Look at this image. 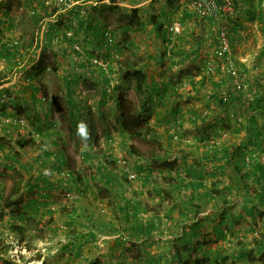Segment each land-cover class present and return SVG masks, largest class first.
<instances>
[{
	"label": "rangeland",
	"instance_id": "rangeland-1",
	"mask_svg": "<svg viewBox=\"0 0 264 264\" xmlns=\"http://www.w3.org/2000/svg\"><path fill=\"white\" fill-rule=\"evenodd\" d=\"M57 1L60 8H67L61 0ZM151 2L156 6V1L148 0L144 5H139L138 9L141 10V15H144L148 22L154 20L160 22L162 17L156 13L160 8H155L152 5L150 8L147 7V4H151ZM103 3L107 4V2ZM175 3L176 0H162L158 6ZM82 10L84 12L81 17L87 12L89 13V8ZM129 14L122 8L113 9L112 7H104L101 12L106 29L113 32L115 41L113 47L105 45L98 49V47L91 46V50L90 48L85 50L74 44L70 50V56H76L79 52V55H86L87 58L92 56L93 63L97 60L108 64L107 70H105L104 67L95 63L98 67L104 68L102 69L103 73L102 70L98 71L100 74L98 84L93 78L87 76L81 78L77 75L76 79L81 78L79 85L84 88L75 84L73 86V98L76 102L73 110L76 113V118L88 125L87 136L79 135L72 130L66 111L65 81H73L75 78L72 76L64 78L63 75L73 74L75 70L60 64L63 62L62 47L64 46L60 36H56L52 46L44 49L48 59L46 62L48 69L42 79L51 90V92L49 90L44 92L45 107L50 103L49 110L42 108L41 105L38 107L34 105L27 86L25 87L27 91L24 89L13 91L10 85L0 88V94L9 93L14 98L11 102L0 105V114L12 115L25 120L23 127L5 125L0 122V159L2 160L0 198L5 205L4 208L0 207V215H3L0 219V253L3 257V260L0 261L1 264L3 262H9V264H115L116 258L118 259L117 264H153L154 258H159L160 261L167 264L173 261L170 254L162 257L160 253H152V251L156 248L163 253L160 247L172 246L173 238H180L179 235L186 228L189 229L187 231H190L194 220H190L189 217L195 219L197 211L203 212L201 210H205V208H210L211 212L215 213L219 207L224 209L235 207V204L229 205V201H232V198L236 196V190L227 189L226 184L235 182L239 172L236 170L231 172L228 169L225 171L221 165L223 160L209 161L205 165V188L212 190L217 198L211 205H202L201 208L192 206L190 209L183 204V201H178V204L175 205L176 198H168L166 194H159L156 187L159 189L164 187L168 182L167 176H184L185 169L200 160L201 154L203 155L207 149L217 148L219 156H221L220 148L225 144H230L234 135L244 132L253 134L254 131L247 128L250 115L255 116L256 126L262 132L260 134H264V109L250 110L246 104L248 101L254 100L257 95L252 97L249 91L233 92V96L229 97L225 105H220L218 102L214 107L209 104L203 110L194 109L193 112L187 107H182L178 111L166 108L171 106L172 102L169 101L171 98L160 96L154 99L152 109L147 107L150 111L143 109V119L154 128V132L138 137L125 135L119 122V107L112 96L123 94L129 98L135 112L145 101L135 90L134 79L123 80L125 69L123 71L121 68L122 60L141 59V62H145L146 65L137 64V67L148 74L146 81L148 86L153 84L152 77L155 76L152 73L153 70H157L156 74H159L160 77L154 84L158 86L159 81L157 80L162 79L171 80L174 83L173 74L177 69H174V64L168 59V62L163 63L164 65L168 64L167 70H164L163 66L160 68L162 63L159 65L155 62L156 59L158 60V54H161L162 44H164L163 38L155 37V33L157 34L162 28L148 26L140 30L131 29L132 31L127 33L126 39H128L129 33H133L131 36L136 34L137 45L132 47L124 45L123 31L119 29V26L127 22ZM168 15L176 17L172 10L166 14V18ZM166 18L162 19L165 24H167ZM29 25L28 22L26 28L21 30L22 35L17 33L10 37L13 43L17 40V43L22 47L23 38L21 36L36 35L39 38L41 25L38 27ZM26 37L25 39H27ZM87 46L86 44L85 47ZM21 47L19 48L21 49ZM18 52L19 56L16 53L14 57L10 58V61L8 60L11 65L10 71L3 72L0 69V75L6 73V76H10L27 67V62L21 66L26 61L23 48ZM42 54L44 53L42 52ZM64 55L67 56L65 53ZM134 64L136 65V63ZM111 66H115L118 73L115 69H110ZM110 70L114 73L111 78L109 77ZM103 74H108L110 83L103 81ZM195 74V72H191L182 78L183 81H186V86L180 81L176 87L179 90L185 88L184 91L187 90V92L193 91L191 83L195 80ZM249 85L251 88L254 87L251 83ZM260 85L261 93H259L258 87L254 88L261 96L264 95V82ZM22 86L24 87V85ZM252 90L255 89L252 88ZM196 98L200 97H192V99ZM18 107L24 108L26 114L18 113ZM78 109L82 110L81 113L77 111ZM48 114V118H51L50 121H53L52 124H54L50 127L46 121ZM177 117L182 119L179 124L176 122ZM79 126L81 123L76 126V129ZM220 129L229 131L230 135L227 141L218 145L221 146L219 148L216 144L209 143L212 142L209 139L214 140V138H210L211 136L219 138ZM248 149L254 150V147L250 145ZM59 150H63L68 156V162L61 170L56 169L59 168ZM132 150L139 152L144 158H138L136 154L132 153ZM85 153H89V157H83ZM248 156L251 161H246ZM257 157L254 151H249L242 162L250 164ZM135 162L143 164V173H137ZM103 165L107 166V171H110L112 175L117 176L116 182L112 185L105 184L104 173L106 171H99ZM233 169L237 168L233 167ZM146 174L150 176L149 181L144 177ZM78 176L79 180H74V177ZM246 177L248 181L251 178L249 174ZM50 182L56 183L57 187H51ZM33 185L36 187L31 190L29 186ZM182 192L186 195L189 190L185 189ZM222 194H225L227 201L217 204ZM229 196L231 197L229 198ZM35 199H38L40 203L23 209L25 202ZM140 200L142 204H139V209L135 211L134 204L141 202ZM182 207L186 209V213L190 211L189 216L188 214L183 217L178 215ZM47 209L53 211L52 219L46 213ZM21 211L23 216L18 218L17 212ZM11 212L16 215L13 214L14 217H11ZM157 214L162 216L166 214L160 225L156 221L160 227L153 229L151 234L140 236L134 226L138 227L140 223L146 225ZM215 218L219 219L214 215L206 218L205 225L208 227L205 230L207 236H210L209 238H215L212 226L218 224L219 221ZM13 226H18L24 231H13ZM90 232H93L91 237L87 235ZM153 238H155V242L151 244ZM229 238L241 240L234 236ZM80 241L86 247L80 249ZM212 241L214 239L209 243ZM144 246L148 248L147 251H144Z\"/></svg>",
	"mask_w": 264,
	"mask_h": 264
},
{
	"label": "crops",
	"instance_id": "crops-1",
	"mask_svg": "<svg viewBox=\"0 0 264 264\" xmlns=\"http://www.w3.org/2000/svg\"><path fill=\"white\" fill-rule=\"evenodd\" d=\"M72 1L76 3V6L89 8V12L90 10L92 11L91 17L85 15H83L82 17L81 15L76 17L75 15L70 13L72 12L70 11L72 10V8H59L54 15L47 17L45 16L41 19L37 18L38 22L35 23L36 18L33 15L34 12L38 13L42 6L49 7L50 12L51 8H53L54 6H58V1L35 0L34 2H32V0H0V43L3 46V59L0 69H2L3 72H9V69L11 68V65L9 64L10 58L14 57V54L16 55V53L17 56H19L18 51H21L22 48L23 55L24 58H26V61L23 62L21 66H24L26 62L28 63L27 67L25 69H22L18 73H12L10 76H6V73L4 75H0V83H2L0 85V88L6 85H10V88L13 91H16V89H24L27 91V89L25 88L27 86L28 91L30 92L34 101V105L36 107H38V105H41L42 108H46L49 110L50 103L45 107L44 92H48V90L49 92H51V90L43 81L42 77L48 69L46 64L48 59L45 54L46 47L52 46L55 43L57 35L62 38L61 42L64 45L62 47L63 62L60 63L61 66L69 67L76 71H74L73 74L70 75H63L64 78H67V76H72L75 78V80L73 81H65L66 90L68 82L70 83L72 89L74 84L80 86L81 88H84L82 85H79V81L82 77L86 78V76L89 78H93L95 83L98 84L100 82L99 72L104 68H101L100 66L98 67V65L92 66L89 63V61H91L92 63V56H89V58H87L85 57L86 55H79V52L76 56H70L71 48H73L75 44L78 48L80 46L85 50L86 48H90L91 50L93 46L101 49V44L104 39L103 35L99 33V30L102 29L101 32H103V24L105 26L102 15L99 13L101 8L113 6V8H122L128 13H131L132 8H140L139 5H144V3H146L148 0ZM154 1H156L157 3L156 6H154V3L151 2V4H147V7L150 8L152 5L155 8H160L156 13L160 14V16L162 17L161 21L159 20L162 24V30L158 31L157 34L155 33V37L159 36L164 40V44H162L163 49L161 50V54H158V60L156 59L155 62H157V64L159 65L160 63H162V65H160V68L163 66L164 70H167L168 64L164 65L163 63L171 61L172 64H174V69L177 68L176 71L183 70L184 78L191 72L197 73L195 76V82L193 81L191 83L193 91H184L185 88L179 90V88L176 87L177 84L175 85V87H171L167 91L166 97L171 98V100L169 101H171L172 104L170 107L166 108L178 111L182 107H187L193 112L194 109H197V111H201L205 108V106H208L209 104L211 107H214L215 104H218V102L220 101L221 97L219 94V90L223 86V84L214 75L200 72L199 68L208 58L213 57V48L218 45V21L195 16L184 7L185 0H176L175 4L167 6H165L164 4H160V6H158L159 2H161L162 0ZM103 2H107V4H104ZM234 4V12L223 19V21L227 22L230 30L232 58L235 59L236 63L240 67L243 73V77L246 79V81L251 83L254 87H258L259 93H261L262 90L260 88V84L264 82V0H234ZM166 8L174 11L176 14L175 16L182 22L183 25L182 33L175 38L174 47L171 51L168 50L171 38H169V35L167 34L165 22H162V19L166 18V14L170 11L164 10ZM141 13L142 12L139 9L141 23L137 27L134 26V30H140L148 26L152 28H160L158 27L159 22H148L147 18L144 15L142 16ZM168 17H170V15H168L167 18ZM28 22L30 24L29 26L33 25L35 27H38L41 25L39 38H37L36 35L30 36L31 38L29 36H21V38H23V42H21L22 47L21 45H19V43L13 45L10 37L16 35L17 33H19V35H22L23 32L21 30L26 28ZM127 27L128 20L126 23L121 24L119 26V29L122 31ZM131 31L132 30H128V32ZM73 33H75V36H73ZM129 34L130 35L128 39L125 38L123 41L124 45L130 47H132L133 45L136 46L138 40V38L135 37L136 34L134 36H131L133 33ZM25 37L27 39H25ZM86 44L88 45L87 47H85ZM19 47H21V49ZM158 51L160 50L158 49ZM42 52L44 54H42ZM64 53L67 54V56H65ZM132 62L137 63L141 66L146 65L145 62H141V59L133 60ZM110 69L116 70L117 68H115V66H111ZM105 70H107V68H105ZM110 71L111 74L109 75V77L111 78L112 74L114 73H112V70ZM156 71L157 70L152 71L155 76L152 77L153 86L150 85V88H152L151 97L153 102L154 99H156L157 97L159 98V96H157L158 89H161L164 86L168 87V83H170L169 80L162 79L163 82L162 80H157L159 81L158 86L154 85L156 83V79L160 78L159 74H156ZM103 72L104 71L102 70V73ZM116 73H118L117 70ZM77 75H79L81 78L78 77L76 79ZM11 76H13V78H11ZM105 76L108 77V74H103L102 77L104 78ZM98 77L99 79H97ZM181 82H183L182 84L186 86L187 83L185 80L183 81L181 79ZM22 85H24V87ZM254 87L252 88L255 89L257 93L256 95H258L257 89ZM191 95L192 97L197 96L201 99H192V97H190ZM202 98L204 99L202 100ZM226 101L228 100H225L224 102L226 103ZM49 114L47 115L46 121L48 122V126L50 127L54 124H52L53 121H50L51 118H48ZM159 119H161V117H159ZM210 138L215 137L211 136ZM209 140L212 141V139ZM209 143L213 144L212 142ZM262 143H264V134H257L255 132L253 134H248L244 132L234 135L230 144H223L224 146L222 148H220L221 146H218L221 150L226 148L227 151L225 154L223 153L224 151L220 153L221 160H223L221 165L225 169V171H227L226 169H228L231 172H233V170L239 172V176L236 177L237 180L235 182L232 181L226 184L227 189L236 190V196L232 198V201H229V205L235 204V207H230L231 209H224L223 207H219L217 212L215 213H212L210 208H205V210H201L203 212L197 213L195 219H192L190 217L189 219L192 221L194 220V222L197 220H202L205 225L207 216L209 217L211 215H214V217H219V219H215L219 220L217 222L218 225H220L221 223L225 225L222 226V230L225 229L226 235L223 237H217L216 233H214L215 238H209L210 236H207V232L205 230L208 225H205L200 236L201 241L203 240V244H201L202 247L198 250V253H194L193 256L190 257L188 263L173 260L168 262L167 264H201L195 261L197 256H203L208 253V256L214 257V254H216L218 251L223 252V254L229 257L228 261L225 262L226 264H264V249L258 244L259 242H264V181L261 179V172L264 171V145H262ZM250 145L254 147V150L248 149ZM215 149L217 150V148ZM215 149H207L204 152L205 155L201 154V156H207L213 150L215 151ZM249 151H254V153L257 154V162L259 163V166H256V169L252 171L253 175L250 176L251 178L248 181L246 175L250 174L251 172L250 166L252 162L250 164H246L242 161L244 156L248 154ZM58 158L59 168L56 169L61 170L65 166V164H67L68 156L63 150H59ZM1 162L2 160L0 159V165ZM233 167L237 169H233ZM49 184L53 188L57 187L56 183L50 182ZM212 195L215 196V194ZM230 197L231 196H229V198ZM219 198L220 199L217 204L227 201L225 194H222ZM216 199V197L206 199H201L199 197L198 204H204L203 206H208L216 201ZM39 203L40 202L38 199L28 200L27 202H25V206H23V209H27L29 208V206L31 207ZM138 203L142 204V201ZM4 206L5 205L0 198V207L4 208ZM182 209L185 211L184 214L181 212ZM182 209L179 210V216L183 217L186 216V214H188V216L190 215V211L186 213V209L184 207H182ZM46 211V213L50 215V219H52L54 215L53 211L51 209H47ZM17 213L18 218L19 216H23L22 211ZM13 214L16 215L14 212H11V217H14ZM165 215L166 214H164V216ZM164 216H162L161 214H157L154 215L152 219H155L160 225L163 222ZM2 217L3 215L1 214L0 219ZM232 222H234V226H231ZM159 225L156 224L157 229L160 227ZM139 226L143 227V224L140 223ZM134 227L135 231H138V227ZM213 227L214 226H212V228ZM52 229L57 230V228L55 227H52ZM12 230L15 231L13 228ZM187 230L189 229L186 228L185 230H183V232H186ZM213 232H215V230H213ZM182 233L179 236H181ZM87 235L91 237L93 236V232H90ZM142 235L144 234L140 232V236ZM230 236L241 238V240H233L232 238H229ZM212 239H214V241L209 243V241H211ZM141 240H143V238H141ZM179 245L181 246V242L179 243ZM84 247H86L85 244L80 241L79 248L82 249ZM147 249L148 248L144 246V251H147ZM249 251L252 252L251 257H245V259L244 257H242L240 260L233 261V254L235 252L236 255L245 256V254H247ZM154 252L161 253V251L156 248L154 249ZM114 261H116L115 264L118 263L117 258ZM153 264L166 263H164L163 261H157L153 262ZM204 264H212V262H205Z\"/></svg>",
	"mask_w": 264,
	"mask_h": 264
},
{
	"label": "trees",
	"instance_id": "trees-1",
	"mask_svg": "<svg viewBox=\"0 0 264 264\" xmlns=\"http://www.w3.org/2000/svg\"><path fill=\"white\" fill-rule=\"evenodd\" d=\"M35 0H32V2H34ZM115 1V0H113ZM60 5V4H59ZM113 8V6H110ZM116 7V5H115ZM60 8V6H54L53 8H51V11L49 12V7L47 6H42L40 11L38 13L34 12V17L36 18L35 23H37V18H43V17H47V16H52L54 15L57 10ZM83 8L80 6H73L72 7V12H70L71 14L75 15L76 17L81 15L82 12L84 10H82ZM104 8H101V10L99 11V13L101 14V12H103ZM114 9V8H113ZM91 10L90 12L85 15V16H89L91 17ZM154 20V19H153ZM155 22H158L157 20H154ZM169 21V17L166 18V22L168 23ZM141 23L140 21V16H139V9L138 8H132L131 9V13L129 14V19H128V27L124 28L123 31V36L124 38H127V33L128 30L131 29H135L134 26H139V24ZM158 27H160V29L162 28V24L159 22L158 23ZM167 25V24H165ZM103 32H101V30H99L102 35H103V39L104 41H102L101 47L103 46H107V42L105 41V32L107 31L106 29V25L104 26L103 24ZM167 30V27H166ZM100 34V35H101ZM168 34V32H167ZM123 38V41H124ZM89 61V60H88ZM133 60L130 59H124L121 62V68L125 72L123 74V80L124 81H130L131 79H134L135 83H134V87L135 90L141 95V97L144 98V104H142V106L138 109L137 112H135V108L132 104V102L129 100V98H127L126 96H124L123 94L120 95H113V99L116 102L117 106L119 107V111H120V117H119V122L121 125V128H123L124 134L128 135V136H134V137H138V136H143L149 133L154 132V128L149 126L148 123L146 122V120L143 119V109L144 111H150L148 110L147 107H150V109H152V97H151V93H152V88H150V86H148L147 84V78H148V74L140 69L137 68V63L136 65L134 64V62H132ZM89 63L92 66H96L97 64L95 63H91V61H89ZM124 67H123V66ZM110 67V66H109ZM200 69V68H199ZM197 74V73H196ZM196 74L194 76H196ZM184 77V73L183 70L176 72L175 74H173V79L175 80L174 83L169 80L170 83H168V87H162L161 89H158L157 91V95L160 96H166L167 91L171 88V87H175L176 84H178L181 79ZM103 81L110 83V78H108L107 76H105L103 78ZM195 82V80H194ZM224 85V84H223ZM229 90L231 91V94L233 96V90L231 88H229ZM66 103H67V112L69 115V120L71 123V128L73 131H76L79 135L82 136H87V134L89 133V128L88 125L83 124V122L81 120H79L78 118H76V113L73 110L74 107L76 106V102L73 98V89L71 88L70 83L68 82V86H67V90H66ZM149 97V98H148ZM151 97V98H150ZM225 100L221 97L219 104L220 105H225ZM151 104V105H150ZM247 106L250 110H253L255 108H259L261 110L264 109V95L258 94L257 96L254 97V100L252 101H248ZM62 111V110H61ZM77 111H79V113H81L82 110L78 109ZM18 113L20 114H26V110L24 108H20L18 107ZM28 114V113H27ZM247 117V115H246ZM249 120H248V124H247V128L251 129L252 131H254L257 134H260V131L258 130V127L256 126V122H255V116L250 115L248 116ZM81 123V126H79V128L76 129V126L79 125ZM240 125H242V123H240ZM224 151V152H223ZM210 152V151H209ZM221 152H223L224 154L227 152L226 148L222 149ZM132 153L136 154V156L138 158H144L143 156H141L139 154V152H135L132 150ZM219 154V150L215 151L213 150L212 152H210L207 156H202V158H200V160L196 161L194 164L190 165L189 167H187L185 169L186 174L184 176H180V175H176L174 177H166V179H168V182L165 184L164 187H162L161 189L156 187V191H158L159 194H166L168 198L174 197L176 198V202L175 205L178 204V201H183L182 203L190 208V206H194L196 208H201V204H198V199L199 197L201 199H206V198H211V197H215L212 194L214 192H212V190H208L205 188L206 184H205V165L206 163H208L209 161H213V160H221V157L218 156ZM205 155V154H204ZM83 157H89V153H85L83 154ZM144 160V159H143ZM146 161V158H145ZM258 160H253L250 169L251 172L249 174V176H252V171H254L256 169V166H259V163L257 162ZM135 166H136V171L137 173H143V164H139V162H135ZM149 164V161H148ZM107 166L103 165L102 167H100L99 171L103 172L106 171L104 173V179H105V184L106 185H112L114 182H116V178L117 176L112 175V173L110 171H107ZM253 169V170H252ZM145 179H147L149 181V174H146ZM165 177V176H163ZM79 176L76 178L74 177V180L78 181L79 180ZM261 179L264 181V171L261 172ZM31 190H33L36 185L33 186H29ZM189 190V193L184 195L183 194V190ZM215 192H217L216 190H213ZM192 203V205H191ZM174 205V206H175ZM204 205V204H203ZM134 210L137 211L139 209V203H135L134 204ZM126 208V206H125ZM181 212L184 214L185 211L182 209ZM199 211H197L198 213ZM224 224H220V225H214V230L215 233L217 235V237H223L226 235L225 229L222 230V226ZM204 223L202 222V220H197L195 222H193V224H191V228L190 231L191 232H183L180 238H173L172 240V246L163 248L160 247V249L163 251V253H160L162 255V257H164L166 254H170L172 256V260H177L178 262H184V263H188L190 260V257L193 256L194 253H198V250L202 247L201 244H203V240L201 241V234H202V230L204 228ZM225 226V225H224ZM231 226H234V222H232ZM138 226V233H143L144 235H148L151 234L153 229H156V220L152 219L148 222L147 225H143V227ZM13 229L15 231L20 230V232H23L24 229L20 228V227H16L13 226ZM154 239V240H153ZM151 240V244L155 242V238H153ZM178 242H181V246L178 244ZM263 249H264V242H259L258 243ZM260 247V248H261ZM182 250V251H181ZM154 252V251H153ZM152 252V253H153ZM252 252L249 251L247 254H245V256L241 255H236V252L233 254V261L236 260H240L242 257H251ZM213 255V254H212ZM229 257L225 254H223V252L218 251L216 254H214V257L208 256V253L203 255V256H197L195 261H197V263H201L204 264L205 262H212V264H221V263H225L226 261H228ZM3 260L2 257V253H0V261ZM160 261L159 258H154V262ZM9 264V262H3V264ZM1 264V263H0ZM226 264V263H225Z\"/></svg>",
	"mask_w": 264,
	"mask_h": 264
},
{
	"label": "built area",
	"instance_id": "built-area-1",
	"mask_svg": "<svg viewBox=\"0 0 264 264\" xmlns=\"http://www.w3.org/2000/svg\"><path fill=\"white\" fill-rule=\"evenodd\" d=\"M61 2H63V5L67 6V9L76 5L74 1L61 0ZM184 7L195 16L213 19L218 21L219 24L218 45L213 48V57L208 58L204 64L200 66V72L214 75L222 84H224L219 90L220 97L224 100H228L229 97L232 96L229 88H231L233 92L249 91L251 92L250 95L254 97L257 94L256 91L252 90L249 82H247L243 77L240 67L236 63L235 59L232 58L230 30L227 22L223 21L224 18L234 12V0H187L184 2ZM166 27L169 38H171L168 50L171 51L174 47V40L176 36L182 33L183 25L176 17L170 16ZM105 41L107 42V46L113 47L115 45L113 32L108 29L105 32ZM16 44L17 41L13 43V45ZM2 51L3 47L0 44V66L3 59ZM95 63L104 68H107L108 66L107 63L103 64L97 60ZM13 99V96H10L9 93H2L0 94V105L11 102ZM181 121L182 119L177 117L176 122L179 124ZM0 122L10 126L23 127L25 125L24 119L7 114H0ZM219 132V138H214V140H212V143L217 146L222 145V142L227 141L230 135L229 131L224 129H220ZM246 161H251V158L249 156L246 157Z\"/></svg>",
	"mask_w": 264,
	"mask_h": 264
}]
</instances>
